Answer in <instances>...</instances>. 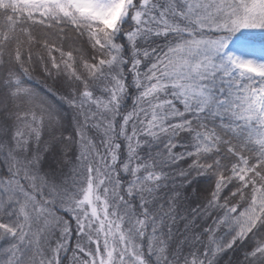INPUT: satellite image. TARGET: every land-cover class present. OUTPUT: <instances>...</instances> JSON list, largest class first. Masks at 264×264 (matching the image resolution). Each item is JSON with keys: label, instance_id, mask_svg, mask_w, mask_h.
<instances>
[{"label": "snow or ice", "instance_id": "1", "mask_svg": "<svg viewBox=\"0 0 264 264\" xmlns=\"http://www.w3.org/2000/svg\"><path fill=\"white\" fill-rule=\"evenodd\" d=\"M0 264H264V0H0Z\"/></svg>", "mask_w": 264, "mask_h": 264}, {"label": "trees", "instance_id": "2", "mask_svg": "<svg viewBox=\"0 0 264 264\" xmlns=\"http://www.w3.org/2000/svg\"><path fill=\"white\" fill-rule=\"evenodd\" d=\"M33 55H34V58H35V56H36V53L34 52V53H33ZM35 75H36V74H34V77H35ZM146 243H147V242L145 241V244H146Z\"/></svg>", "mask_w": 264, "mask_h": 264}]
</instances>
